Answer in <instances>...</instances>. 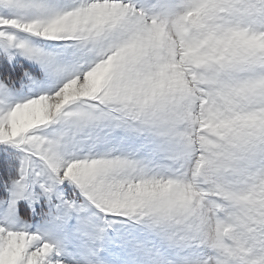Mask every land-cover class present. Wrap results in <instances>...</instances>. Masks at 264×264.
<instances>
[{"label": "snow or ice", "instance_id": "snow-or-ice-1", "mask_svg": "<svg viewBox=\"0 0 264 264\" xmlns=\"http://www.w3.org/2000/svg\"><path fill=\"white\" fill-rule=\"evenodd\" d=\"M0 264H264V0H0Z\"/></svg>", "mask_w": 264, "mask_h": 264}]
</instances>
